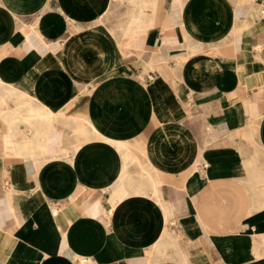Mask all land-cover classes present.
<instances>
[{"label":"crops","instance_id":"0c3cea01","mask_svg":"<svg viewBox=\"0 0 264 264\" xmlns=\"http://www.w3.org/2000/svg\"><path fill=\"white\" fill-rule=\"evenodd\" d=\"M0 264H264V0H0Z\"/></svg>","mask_w":264,"mask_h":264}]
</instances>
